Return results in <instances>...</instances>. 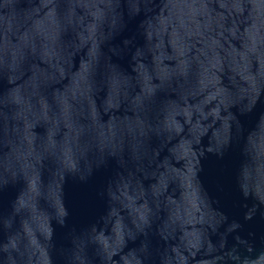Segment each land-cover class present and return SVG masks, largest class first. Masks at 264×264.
<instances>
[{"label": "water", "instance_id": "95a60500", "mask_svg": "<svg viewBox=\"0 0 264 264\" xmlns=\"http://www.w3.org/2000/svg\"><path fill=\"white\" fill-rule=\"evenodd\" d=\"M0 264H264V0H0Z\"/></svg>", "mask_w": 264, "mask_h": 264}]
</instances>
